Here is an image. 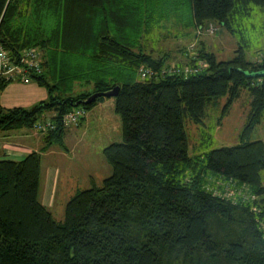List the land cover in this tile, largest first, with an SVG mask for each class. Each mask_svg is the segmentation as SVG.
<instances>
[{"label": "trees", "instance_id": "1", "mask_svg": "<svg viewBox=\"0 0 264 264\" xmlns=\"http://www.w3.org/2000/svg\"><path fill=\"white\" fill-rule=\"evenodd\" d=\"M166 1L0 0V45L14 61L37 49L40 72L29 74L50 94L31 108L0 102V130L35 129L42 119L56 125L39 131L41 151L21 160L0 152V264H264V141L251 139L264 115V77L249 76L264 61L249 60L242 47L219 60L202 46L201 71L162 74L168 55L138 46L135 28L148 30ZM187 1L195 28L216 21L232 30L239 2L246 14L249 4L264 12V0ZM141 67L154 75L142 80ZM11 81L3 78L0 91ZM115 86L123 140L103 148L112 173L78 190L58 221L39 199L41 152L63 142L62 119L75 102ZM245 90L251 111L239 142L191 156L187 119L204 122L209 103L223 96L224 117ZM209 171L248 185L254 197L215 193Z\"/></svg>", "mask_w": 264, "mask_h": 264}, {"label": "rangeland", "instance_id": "2", "mask_svg": "<svg viewBox=\"0 0 264 264\" xmlns=\"http://www.w3.org/2000/svg\"><path fill=\"white\" fill-rule=\"evenodd\" d=\"M164 3H167L164 5L167 6L168 10L161 12L158 11V8L154 9L151 13V18H149L148 30V27L143 28L141 24H137L135 29H138L137 33H139L136 37L138 46H142L145 51L156 56L161 54L168 55V64L161 69L162 71L164 68H168L165 74H169V69L173 67L175 68L174 72L187 76L197 73V71L191 73L190 68L194 69L196 67L198 72L201 71L206 64L197 56L199 49L205 44L207 49L214 52L219 60L233 58L236 55L235 51L242 47L249 60L264 61V12L260 7L249 4V13L246 14L245 4L242 2L237 3L239 8L232 17V34H230L228 28L216 21L207 23L204 28L201 27L202 29L199 27L194 30L191 27L192 18L187 0H167ZM218 28H221L220 32ZM134 32L136 33V30ZM200 37L202 41L199 40ZM201 43L204 44L202 45ZM136 49H139V47ZM195 57L198 60L193 62ZM187 69L189 70L188 72ZM29 76L31 78L30 82H24L21 77H18L1 89L0 96L2 92H5L3 99L4 103L10 105L8 108L16 107L15 105L19 106V103L26 98V92L41 93L36 96L34 100L36 102H30V104L25 105L26 108H31L43 100H50L47 88L40 85L31 75ZM114 101L115 97H105L100 99L98 103L105 102L104 104H108ZM225 101L226 98L223 96L209 103L204 122L194 123L187 119L186 131L191 156L204 155L214 148L232 146L239 142V134L247 124L251 111V96L248 91H243L242 96L233 104L228 114L223 117L222 110ZM79 107L82 106L75 108ZM90 110H86L88 112L87 117L85 121L79 124L80 126L78 124L66 126V135L63 142L54 143L58 147L61 146L67 150L68 154L58 155L55 147L47 154H44V151L41 152L44 167L40 186V200L43 199L42 191L45 184V172L50 169V163L58 165L62 170H65L64 165L67 157L69 158L71 170L76 173L77 181L80 179L79 190L90 188L93 185H102L103 180L111 175L112 168L104 157L103 148L113 141L123 140L121 119L117 114L120 128L118 131L117 125L113 126L112 124L113 127H111L115 128L112 134L114 133L117 136L111 135L110 137V134L104 131L106 130V121L103 118L108 119L107 110L105 108ZM113 113L116 114L114 111ZM45 115L50 117L53 112L48 111ZM40 121H43V119ZM40 135L43 136L42 133ZM251 139L264 141V115L262 122L253 132ZM1 157L7 158L3 155ZM88 174L92 175L94 179H88ZM216 175L213 172H208L206 179L210 190L233 200H238L240 197H251L252 194H250L248 185L239 184L240 187H237V183H234V185L229 184L227 179H224L225 177L221 178L219 177L220 175ZM261 177L264 185V169L261 171ZM78 189L76 187L67 194H63L62 187H59L55 204L49 208L56 220L63 221L65 219L66 204Z\"/></svg>", "mask_w": 264, "mask_h": 264}, {"label": "crops", "instance_id": "3", "mask_svg": "<svg viewBox=\"0 0 264 264\" xmlns=\"http://www.w3.org/2000/svg\"><path fill=\"white\" fill-rule=\"evenodd\" d=\"M193 29L195 30L196 28L193 27ZM218 31L220 32L221 28H218ZM228 32L232 34L231 33L232 31L229 29H228ZM199 40L202 41L201 37L199 38ZM201 44L203 45L204 43H201ZM25 94H26V98L24 99V101L22 102L20 101L21 103H19V106H25L27 104H30V102H33V103L36 102L34 101L36 96L40 95L41 93L40 92H26ZM4 95H5V92H2L0 96L1 105L5 107H10L8 103H4V99H3ZM99 103L96 104L92 109H104L105 108L107 110L108 119L103 118V120L106 121V124H105L106 130L104 131L106 133H109L110 137L111 135L117 136L116 134L114 135V133L112 134V132L115 130V128H112L113 126L117 125L118 131L120 128L119 119L117 118V113L115 111V101L109 102L108 104H104L105 102H99ZM113 111L116 114H114ZM87 113L88 112H86L85 118H83L82 121L78 123V125L81 122L85 121L87 117ZM40 134L41 132L35 129H24L23 128V129H18V130H11V131H1L0 130V152L3 156H6L7 158L14 159V160H21L25 158L32 151H41V148L44 145V139H43V136H41ZM54 147L58 155L68 154L67 150L63 149L61 146L58 147L57 144L51 145L50 148L44 151V154L49 153V151H51V149ZM42 159H43V155H42ZM43 167H44V164L42 161V170H43ZM49 167L50 169H48L45 172L46 173V177L44 178L45 184H44V188L42 191L43 199L40 200L45 206L48 207V209L55 204V199H56L57 192L60 186L62 187L63 194L65 193L67 194L68 192L71 191V189H75L76 187L78 189L79 181H80V179L79 181H77L76 176H75L76 173L74 172V170H71L68 157L65 160V165H64L65 170H62V168H60V166L58 165H55V164L52 165V163H50ZM62 171L63 173H61ZM42 173H41V182H42ZM216 176H219V175H216ZM87 177L88 179H91V180L94 179L93 176L90 174H88ZM219 177L224 178L222 176H219ZM224 179H227V178H224ZM227 181L229 182V184L231 183L233 185L234 183H237V187L238 186L240 187V185H242L232 179H227ZM40 195H41V192L39 193V196Z\"/></svg>", "mask_w": 264, "mask_h": 264}, {"label": "built area", "instance_id": "4", "mask_svg": "<svg viewBox=\"0 0 264 264\" xmlns=\"http://www.w3.org/2000/svg\"><path fill=\"white\" fill-rule=\"evenodd\" d=\"M204 28V27H203ZM200 29H202L200 27ZM170 68V67H169ZM33 69L40 72V52L35 48L26 49L19 61H14L9 56L7 50H5L0 45V81L5 78L7 80H14L21 77L24 82H30L29 71ZM166 69L161 71L162 74L167 73ZM175 68H170L169 74H174ZM191 73L198 72V69L194 67L191 69ZM189 70L187 69V72ZM154 75L153 70L150 67H141L139 70V76L142 80L150 79ZM86 110L83 107L75 108L68 113L62 119V124L65 126H71L73 124H78L80 120L85 116ZM55 124L51 119H46L39 121L35 129L38 131H47L49 129H54Z\"/></svg>", "mask_w": 264, "mask_h": 264}, {"label": "water", "instance_id": "5", "mask_svg": "<svg viewBox=\"0 0 264 264\" xmlns=\"http://www.w3.org/2000/svg\"><path fill=\"white\" fill-rule=\"evenodd\" d=\"M249 76L252 77H264V71L252 73ZM120 92V86H115L114 88L107 90V91H97L92 93L90 96H88L85 100H80L78 102H75L74 104L76 106H79L81 104H90L97 100L98 97L104 96V97H115Z\"/></svg>", "mask_w": 264, "mask_h": 264}]
</instances>
